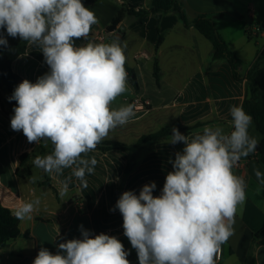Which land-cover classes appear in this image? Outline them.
Segmentation results:
<instances>
[{
	"label": "crops",
	"instance_id": "1",
	"mask_svg": "<svg viewBox=\"0 0 264 264\" xmlns=\"http://www.w3.org/2000/svg\"><path fill=\"white\" fill-rule=\"evenodd\" d=\"M124 2L149 7L152 0H97L90 6L84 4L99 20L92 26L89 40L105 42L106 28ZM180 7L190 23L202 16L215 22L217 32L239 60L240 80L235 79L227 60H213L211 42L194 26L186 27L179 19ZM262 15L259 25L252 24ZM263 21L264 10L251 3L240 6L236 0H179L168 14L123 23L127 27L121 41L125 45L126 64L135 71L140 90L135 91L127 82L129 87L112 107L132 105L136 99L149 104L146 109L133 106L135 117L101 141L122 143L128 148H96L85 154V158L94 156L97 160L94 173L86 174L88 186L83 188L73 177L64 198L59 189L71 170L57 175L36 168L33 159L49 154L51 144H30L22 132L11 129L12 116L6 115L0 106V201L13 213L21 203L37 198L41 201L31 219L20 220V237L0 247V264H33L42 247L55 254L58 243L80 238V225L94 235L105 233L118 238L130 252V264H138L136 250L124 235L122 215L118 209H111L122 193L134 191L138 195L151 182L156 183L153 195L159 196L167 173L172 171L169 160H174L175 153L184 148L179 143L169 144L170 138L137 146L140 138L164 127H189L199 122L230 131V108L243 106L249 71L264 49V31L260 30ZM248 29L253 39H249ZM160 34L164 39L156 50ZM86 42L75 41L78 46ZM156 58L161 68L160 85L153 75ZM13 70L22 81L35 83L49 69L43 53L28 43L26 53L14 63ZM203 128L189 133V137ZM249 132L259 143L264 139L253 118ZM26 153L31 157L21 163L20 158ZM254 168L264 173L257 149L234 167V172L245 178L247 199L237 211L234 234L221 246L222 259L215 264H264V236L256 237L264 228V185L257 181ZM33 176L40 179L32 183Z\"/></svg>",
	"mask_w": 264,
	"mask_h": 264
},
{
	"label": "clouds",
	"instance_id": "2",
	"mask_svg": "<svg viewBox=\"0 0 264 264\" xmlns=\"http://www.w3.org/2000/svg\"><path fill=\"white\" fill-rule=\"evenodd\" d=\"M98 23L82 0H0V30L38 48L49 69L35 83L25 79L15 88L10 127L30 144H51L49 154L33 159L36 168L57 175L71 170L61 181V198L73 177L87 188L86 174L94 173L97 160L85 154L136 115L132 105L112 107L127 90L125 45L119 37L111 43L88 40ZM81 39L87 42L78 46ZM0 45L7 46L3 33ZM230 117V131L206 126L191 138L173 127L168 143L184 148L169 160L172 171L160 195H153L151 182L138 195L122 193L111 209L122 215L138 264H215L234 234L237 211L247 199L245 178L234 167L256 151L259 140L250 135L252 117L242 106H231ZM253 171L264 185V173ZM40 203L39 198L21 203L15 217L31 219ZM79 231L80 238L58 243L55 254L40 248L33 264H130V252L115 236L94 235L83 225Z\"/></svg>",
	"mask_w": 264,
	"mask_h": 264
},
{
	"label": "trees",
	"instance_id": "3",
	"mask_svg": "<svg viewBox=\"0 0 264 264\" xmlns=\"http://www.w3.org/2000/svg\"><path fill=\"white\" fill-rule=\"evenodd\" d=\"M97 0H82L83 4L93 5ZM179 0H152L149 7H143L138 5H132L124 2L121 5L118 13L112 19L109 26L106 28L107 37L104 43H111L123 23H130L131 21L144 19L156 14H168L172 11L175 4H178ZM179 19L184 23L186 27L194 26L207 40L213 45V60H227L233 69L235 79L240 80L238 69L240 66L239 60L235 53H233L226 43L225 39L217 32L215 22L207 17H199L194 22L188 21L187 15L182 7L178 12ZM260 30L264 31V21L260 26ZM0 33L7 39V46L0 45V106L2 110L8 116H13L14 107L17 106L16 101H9V97L13 94L15 88L22 82L21 77L14 72V63L26 53L28 43L22 41L19 37L12 38L7 35L6 30H0ZM249 39H253L250 30H247ZM89 40V37L87 38ZM164 37L160 34L156 50L159 49L163 43ZM123 38L120 39L122 41ZM125 69L128 73L127 82H129L135 91L140 90L137 75L135 71L125 64ZM153 75L160 85L161 81V68L159 66L158 59H155ZM247 95L243 102L244 111L249 114L255 121L257 129L264 135V49L260 52L259 57L255 64L251 67L247 78ZM6 93V96L4 94ZM206 123H197L189 127H183L177 125V129L184 135L203 128ZM172 135V129L164 127L156 133L145 135L140 138L138 145L153 144L161 140L170 138ZM184 145L183 143H179ZM100 149H127L128 146L118 142H101L97 145ZM31 155L26 153L21 156V163L30 158ZM257 158L259 162L264 166V139L259 143L257 147ZM20 219H17L14 213L7 207L3 206L0 201V247H6L9 242L16 240L20 237ZM264 236V228L261 229L256 237Z\"/></svg>",
	"mask_w": 264,
	"mask_h": 264
},
{
	"label": "rangeland",
	"instance_id": "4",
	"mask_svg": "<svg viewBox=\"0 0 264 264\" xmlns=\"http://www.w3.org/2000/svg\"><path fill=\"white\" fill-rule=\"evenodd\" d=\"M236 2H237V5H240V6L242 5V3H244L245 6L249 3H251V4L255 5V7H261V9L264 10V0H236ZM262 18H263V15H262V17L256 18L254 20V22H252V24H255V25L258 24L259 25ZM127 87H129V86L127 85Z\"/></svg>",
	"mask_w": 264,
	"mask_h": 264
},
{
	"label": "built area",
	"instance_id": "5",
	"mask_svg": "<svg viewBox=\"0 0 264 264\" xmlns=\"http://www.w3.org/2000/svg\"><path fill=\"white\" fill-rule=\"evenodd\" d=\"M101 40L104 41V38H102ZM148 104L149 103L147 101H141L139 99H136L132 103V106H134V108H136V109H146ZM221 259H222V247H221L220 251L215 256V262H220Z\"/></svg>",
	"mask_w": 264,
	"mask_h": 264
},
{
	"label": "water",
	"instance_id": "6",
	"mask_svg": "<svg viewBox=\"0 0 264 264\" xmlns=\"http://www.w3.org/2000/svg\"><path fill=\"white\" fill-rule=\"evenodd\" d=\"M126 28H127L126 25L125 24H122L121 27H120V29L118 30V32L116 34V37H119V39H121L122 36H123V33L126 30Z\"/></svg>",
	"mask_w": 264,
	"mask_h": 264
}]
</instances>
